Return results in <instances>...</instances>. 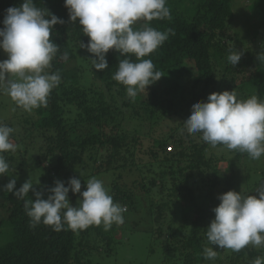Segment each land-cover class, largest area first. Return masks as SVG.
I'll use <instances>...</instances> for the list:
<instances>
[{
	"label": "trees",
	"instance_id": "trees-1",
	"mask_svg": "<svg viewBox=\"0 0 264 264\" xmlns=\"http://www.w3.org/2000/svg\"><path fill=\"white\" fill-rule=\"evenodd\" d=\"M23 2L0 0V28L5 10ZM34 2L65 21L53 29L51 40L59 45L60 51L48 69L58 71L61 82L50 93L46 107L31 113L24 111L14 122L12 118H0V123L10 127L15 124L21 132L18 141L14 133L10 136L17 150L3 155L12 170L18 156L36 153L35 163L42 168L41 172L47 170L48 175L63 178L66 186L69 178H81V191L86 190L85 182L89 178L100 177L103 184L111 186L114 203L126 206L127 223L113 224L109 231L103 225L80 231L65 226L59 232L43 223L32 228L23 208L24 201L13 198L6 201L0 191V264H106L117 252L118 231L127 233L135 229L148 233L150 253H157L150 256L157 257V264H220L221 259L227 264H252L254 258L264 257V248L252 245L240 252L231 251L225 258H220L219 248L214 246L217 250L214 261L205 260L202 255L203 248L211 246L206 228L215 218L212 209L221 203L218 196L230 190L258 195L254 191L264 186V164L236 150H229L224 159L215 157L211 149H228L222 145L211 147L199 133L186 132L185 138L178 139L175 151L167 150L174 132L190 117L192 107L189 106L197 101L207 102L211 93L235 90L238 99L256 95L264 100V62L257 59L264 52V0H250L248 8L260 11L259 24L248 45L243 46L236 39L237 47L229 44L238 38L231 32L237 0H167L171 18L153 20L150 26L160 31L172 29L174 35L170 33L162 46L145 57L152 60L154 69L163 76L139 92L135 100L127 97L124 85L112 79L119 61L126 56L110 50L106 56L109 67L96 71L90 60L92 54L80 48L81 41L87 43L90 38L83 34L78 23L72 24L64 0ZM144 23L138 21L134 27ZM230 49L243 52L237 66L227 60ZM65 51L69 54L67 61L60 58ZM181 102L189 110L186 117L179 115L184 112L178 109ZM146 109L151 110L150 118L154 121L160 115L180 117L177 126L154 137L153 146L143 151L154 159L151 166L157 169L150 166L149 175L141 173L138 187L151 192L150 195L156 188L166 192L163 200L156 202L154 196L150 200V205L145 207L148 217L135 212L141 192L135 198L123 189L121 182L123 172H142L140 168L145 164L138 161L136 149L142 144V134L124 129L122 124L126 119L131 121L142 116ZM228 158L229 169L223 176L220 165ZM241 159L250 161L248 171H252L244 180L235 175ZM107 174L110 176L106 177ZM159 179L163 185L158 186ZM31 194L30 190L25 199ZM69 196L77 203L78 194L69 192Z\"/></svg>",
	"mask_w": 264,
	"mask_h": 264
},
{
	"label": "clouds",
	"instance_id": "clouds-1",
	"mask_svg": "<svg viewBox=\"0 0 264 264\" xmlns=\"http://www.w3.org/2000/svg\"><path fill=\"white\" fill-rule=\"evenodd\" d=\"M64 6L72 24L78 23L83 34L90 38L87 43L81 41L80 48L92 54L90 60L96 71L109 67L106 56L110 50L127 57L119 61L112 79L126 87L128 98L135 100L139 92L161 79V72L145 57L162 46L170 33L174 35L172 29L160 31L150 26L153 20L171 18L167 0H64ZM138 21L145 23L134 27ZM2 23L0 49L7 59L0 61V95H6L28 113L46 107L50 93L61 82L58 71H48L60 51L51 36L54 27L65 21L48 9L37 7L34 0H24L20 6L5 10ZM242 56V51L230 49L227 60L237 66ZM60 58L67 61L68 52H63ZM257 59L264 62V52ZM183 124L189 135L199 133L213 148L222 145L246 153L253 160L264 155V100L256 95L238 99L235 90L211 93L207 102L197 101L192 106L191 115ZM13 132L14 128L0 123V176H13L3 155L17 150L10 140ZM81 181L71 177L66 186L64 181L56 179L54 187L37 191L31 179L16 189L17 180L12 178L0 186V191L13 193L24 201L23 208L32 228L43 223L59 232L65 226L80 231L103 225L109 231L113 224L122 225L127 208L114 203L103 181L88 179L84 191ZM30 190L35 200L25 199ZM69 192L78 194L76 206L71 204ZM254 192L258 195L230 190L218 196L221 203L212 209L215 218L206 228L211 246L203 248L205 260L216 259L214 246L233 252H240L248 245L264 248V186ZM252 264H264V257L254 258Z\"/></svg>",
	"mask_w": 264,
	"mask_h": 264
},
{
	"label": "rangeland",
	"instance_id": "rangeland-1",
	"mask_svg": "<svg viewBox=\"0 0 264 264\" xmlns=\"http://www.w3.org/2000/svg\"><path fill=\"white\" fill-rule=\"evenodd\" d=\"M250 3H251L250 0H237L235 4L236 6H238V9L236 12V19L234 20V23L232 26L233 30H231V32L232 34L238 36V38H235L234 40H230L229 44L235 45L236 47H237L236 39L240 40L242 44H244L243 46L248 45V41L252 38L253 31L257 29L258 24H259V19L257 15L260 14V11L258 9L252 10L248 8V5ZM5 59H7V55L1 49L0 60L2 61ZM1 98L2 99L0 100V118L2 120L12 118L11 121L14 122L15 121L14 118L20 116L21 113H23L24 111L20 109L19 107H17L10 100V98L7 97L6 95H2ZM184 106L185 105L183 102L179 103L178 105L179 111L184 109L183 110L184 112H181V113L179 112L180 117L181 116L186 117L188 115L189 110L184 108ZM192 106L193 105L189 107H192ZM151 114H152L151 110L146 109L143 112L142 116L136 117L134 118L135 120L132 119L131 121L130 119H126L122 124L124 129L130 130V131L138 130L142 134V144L136 148L137 154H138L137 155L138 161L145 163V164H142V167L140 168L142 169V172L140 170H136V171L134 170L135 172L127 170L126 172L122 173L123 180L121 179V182L123 184V189H125L127 193L132 194L134 197L137 196L139 192H141L140 193L141 195L138 196L139 200H137L135 212L137 214L140 213L141 216L143 214L146 217L148 216H147L145 207L150 205L149 203H150V200L153 198V196L156 199L155 201L159 202L163 200L166 192L161 191L160 190L161 188H156V192L150 195L151 192H144L142 191L140 187H138L137 179L140 180V178L145 173H147L148 175L150 174V166L154 160L151 158L149 154L143 153V151L153 146L152 143H153L154 137L162 136L164 135V133L169 132L172 127L177 126L178 119L180 118L174 114L160 115L158 117L157 115H155L157 119L154 117L156 119V121H154L152 120V118H150ZM171 115H174V118H171L170 117ZM18 127L19 126L15 124L12 125V128H14L13 133L17 141L20 139V134H21V132H19ZM183 129H184V125H182L179 128V131L174 132L175 136L169 140V143L167 144V150L175 151V146L177 142L179 141L178 139L182 137L185 138L184 134L186 133V130H183ZM198 139H200V137ZM20 145L24 146L23 143H21ZM32 149H38V147L32 148ZM233 152L235 153V151ZM210 153L214 155L215 157L224 159L226 156L229 155V150L215 148V149H211ZM230 156H233V155L230 154ZM35 159H36V153H32V152H28L26 157H24L23 155L18 156V159H16L13 162L14 164L12 165V170L10 169V173L13 176L11 177L8 175L0 176V184L2 186L6 185L10 181V179L16 178L17 180L16 189H19L23 185V183L31 179V182L35 184L34 189L41 191V190H44L45 188L54 187L55 186L54 181L56 179L63 181V178L61 177H52L48 175V172H46L47 170H45V172L44 171L41 172L42 168L37 163H35ZM241 160H242L241 164H239L238 170H236L235 175L237 176L236 178L239 179L241 176L242 179L244 180L245 177L252 171L251 172L248 171L249 169L248 165L250 164V161H246L245 159H241ZM263 160H264V155H263ZM263 160L260 158L259 160H257V163L264 164ZM42 162H43V166L46 167V161L44 162L43 160ZM229 162H230V158H228V160L226 161H223L220 165V167L222 168L221 172L223 176L226 175V172L229 169V165H228ZM252 162L254 163L253 160ZM155 165L156 164H153V166ZM151 169L156 170L157 168H152L151 166ZM141 173H142V176L140 177ZM105 176L109 177L110 174H107ZM91 178H96L100 180V177L98 176L91 177ZM134 178L136 179L135 184L133 183ZM44 179H46L45 182H41ZM182 180L183 179H181V182ZM159 184L163 185V182L161 179L158 180V186ZM104 186L108 190V193L111 194L112 192L111 186L108 184H104ZM2 197H4L3 199H5L6 201L11 200L12 198L15 200H18L13 193H5L3 191H2ZM147 197L149 200L147 199ZM30 198L35 200V196L33 192ZM44 198L47 199V193H45ZM69 200L73 206H76L75 204L76 202L73 201L70 196H69ZM124 205H127L129 210L131 209V207L128 204H124ZM173 218H174V215H173ZM124 221H125L124 224H126L127 221L126 220ZM135 222L136 221L132 223V225H134L133 227L136 226ZM146 222L148 223V225L150 224L149 219H147ZM124 224L122 226H124ZM130 231L131 232H127V233L126 232L121 233L120 230L118 231L119 234L118 233L117 234L119 236L120 243L118 245L117 252L115 255H112L111 257L108 258L110 262H106V264H157L155 263L157 260V257L150 256V255H157V253L155 254L150 253V237L148 233L146 231L142 232L139 229L130 230ZM230 252L231 250L219 249L220 258H225L226 255L230 254ZM221 261H220L221 262L220 264H227L223 262L224 261L223 259H221Z\"/></svg>",
	"mask_w": 264,
	"mask_h": 264
}]
</instances>
